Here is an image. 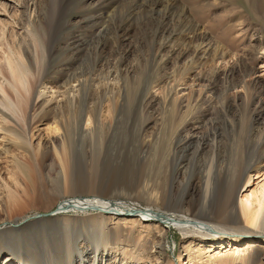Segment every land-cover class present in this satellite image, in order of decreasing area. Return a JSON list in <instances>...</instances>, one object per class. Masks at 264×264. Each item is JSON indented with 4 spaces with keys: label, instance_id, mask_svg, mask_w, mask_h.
I'll return each mask as SVG.
<instances>
[{
    "label": "rangeland",
    "instance_id": "374dc122",
    "mask_svg": "<svg viewBox=\"0 0 264 264\" xmlns=\"http://www.w3.org/2000/svg\"><path fill=\"white\" fill-rule=\"evenodd\" d=\"M263 145L264 0H0V264H76L98 240L106 264H264V229L185 233L68 199L171 213L184 196L193 217L205 152H222L219 207L235 159ZM197 149L172 177L170 152ZM260 168L239 197L260 192Z\"/></svg>",
    "mask_w": 264,
    "mask_h": 264
},
{
    "label": "bare ground",
    "instance_id": "6f19581e",
    "mask_svg": "<svg viewBox=\"0 0 264 264\" xmlns=\"http://www.w3.org/2000/svg\"><path fill=\"white\" fill-rule=\"evenodd\" d=\"M200 50H202V53L204 54L202 55L205 56L209 48L208 46L205 45ZM224 54L223 55L221 54L222 56L220 57L224 58ZM214 55H215V58L218 57V56L216 57L217 54H214ZM70 82H72V80H70ZM72 90L74 91V88L73 86H70V89L68 90L69 94ZM86 116H87L86 112H84L81 116L72 115L73 119L80 118V123L77 122L76 125H78L79 128L84 132H87V130L91 129V128H86L85 125L83 124ZM62 122L60 119V121H58V124H61ZM73 129L75 130V128ZM183 129L185 128L184 127L182 129L180 128L178 132L180 133L181 131H183ZM99 131H101V129ZM158 135H160V133H158L157 131H154V137L158 139L159 138ZM188 136L186 135V138H189ZM260 146H261L260 148H263L262 145ZM202 152H205L204 149H197L196 151L192 153H183L180 156L176 152L171 151L169 154L170 159L174 161L179 160V162H174L175 164H173L171 167L170 175L172 174V177L174 176L176 177L177 174L180 173L186 166H189V165L194 166L195 163H193L191 160L197 159V157H199V155L202 154ZM251 153L245 154L241 156L240 158L238 157L235 159L236 161H235L234 166H236V168L234 170L233 175H231L232 177L229 179V182H230L229 191H226L225 196L221 197L223 200V206L217 207L216 205H214L215 200L214 198H211L212 197L211 195H213L214 187L216 186L215 178H218L217 177L218 174L219 175L222 174V172L221 174L219 172L216 174L217 171L215 167L216 159L218 157H221L222 152L218 151V149H212V150H208V152H205V154L208 155L211 160L208 162L206 166L207 171H206L205 179H204L205 187L203 189V191L205 192V196H204L205 199L203 203H198V206L203 208L204 211L197 209L198 212L197 213L194 212L192 215L193 217H190L191 214H189V212L191 213L195 209L196 204L194 206H192V204H188V200L185 199L184 196H182L183 198L178 203L179 205L174 207V210L171 213H169L168 211L167 213H164V212L157 213L154 210L142 211L138 209L133 210L132 208L125 209L123 205L124 203H126V201H114L111 199H106V198L103 199V198H97V197H91L89 199H84L85 201H88V202L90 201L94 203V204L88 205L87 204L88 202H86L87 207L86 206L84 207L91 208V209H93L92 207H97L96 210H101L104 213L109 212V213H114V214H121L123 212L128 215H133V214L140 215L141 214L142 216H145L147 218L149 217L152 218L151 215L154 214L157 216V219L159 218L160 222L167 224V225L169 224L173 226L174 228L180 230L181 232L197 233L200 230H202L201 234H205L208 236L213 235L211 233L217 230H220V231L225 230L228 232L237 231L238 233L239 232L243 233L240 230L244 232L247 230H251V229L261 230V229H264V184L262 185V188L259 193H252V194L250 193L244 196V198L239 197V192H240L239 190L243 187L244 183L246 182L249 183L253 179V176L255 174H259V170L261 169L260 167L264 165V152L263 153L260 152L259 154L256 153L255 154L256 156L254 158H252L254 154L252 153L253 154L252 156ZM221 166L223 165L220 164L217 167L222 170ZM215 174L216 176H214ZM256 177H258V175ZM190 181L191 179L189 180V182ZM79 202H75L76 204H73V200L71 202H68L72 204H69L70 206H67L68 207L67 209H71V208H74V206H78ZM66 204L59 207L58 210L54 212V215H58L59 213H63L67 211V209H65ZM207 216L214 217L215 220L208 221L207 219H204ZM193 219H197V221ZM244 222L245 224H243ZM26 227L27 226L21 227L19 228V230H23V232H26L25 230ZM12 229L14 230V228ZM12 229L11 228H0V247L2 246V242L4 238L9 236L10 230ZM102 241L103 240H98L97 243L99 244L95 246L96 248L95 251L83 250L82 248L79 247L80 253H78L79 257L77 258L76 264H106V261L104 257H102V255L100 254V249L98 248L102 245V243L105 242V240L103 242ZM76 249L78 248L76 247ZM1 261L2 260L0 259V262ZM250 264H252V262H250Z\"/></svg>",
    "mask_w": 264,
    "mask_h": 264
},
{
    "label": "water",
    "instance_id": "95a60500",
    "mask_svg": "<svg viewBox=\"0 0 264 264\" xmlns=\"http://www.w3.org/2000/svg\"><path fill=\"white\" fill-rule=\"evenodd\" d=\"M89 195H91V194H89ZM89 195H86V194H75L73 197L68 198V199H73L74 197L86 199V197L89 196ZM58 206H60V205H58ZM92 208L93 209H97V207H92ZM49 214L50 213H43V214L34 215L32 217H28L27 220H24V222H22V223H18V222L14 223L13 227L28 226L29 224L37 223L38 220H40V221L43 220V217H46ZM15 253H17V252L15 251ZM23 255H26V253H23Z\"/></svg>",
    "mask_w": 264,
    "mask_h": 264
}]
</instances>
